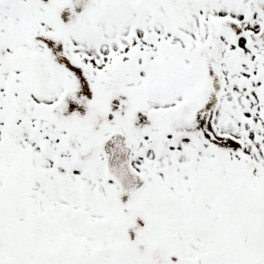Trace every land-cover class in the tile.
I'll use <instances>...</instances> for the list:
<instances>
[{
  "label": "snow or ice",
  "instance_id": "6c2138e0",
  "mask_svg": "<svg viewBox=\"0 0 264 264\" xmlns=\"http://www.w3.org/2000/svg\"><path fill=\"white\" fill-rule=\"evenodd\" d=\"M0 264H264V0H0Z\"/></svg>",
  "mask_w": 264,
  "mask_h": 264
}]
</instances>
